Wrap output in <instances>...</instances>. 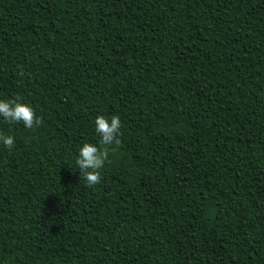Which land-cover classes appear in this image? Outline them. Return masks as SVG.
<instances>
[{
    "label": "trees",
    "instance_id": "trees-1",
    "mask_svg": "<svg viewBox=\"0 0 264 264\" xmlns=\"http://www.w3.org/2000/svg\"><path fill=\"white\" fill-rule=\"evenodd\" d=\"M13 99L43 123L0 117V264H264V0H0Z\"/></svg>",
    "mask_w": 264,
    "mask_h": 264
},
{
    "label": "clouds",
    "instance_id": "clouds-1",
    "mask_svg": "<svg viewBox=\"0 0 264 264\" xmlns=\"http://www.w3.org/2000/svg\"><path fill=\"white\" fill-rule=\"evenodd\" d=\"M0 117L7 123L22 122L27 129H34L43 123L41 117H37L35 109L28 103L19 102L17 99L0 100ZM121 119L118 115L107 118L100 115L95 119V131L100 136L98 147L93 143H84L79 149L76 158V166L81 170V179L87 187H92L101 182V170L109 157V146L121 144ZM0 142L11 149L15 144V138L0 132ZM113 151L115 148L112 149Z\"/></svg>",
    "mask_w": 264,
    "mask_h": 264
}]
</instances>
